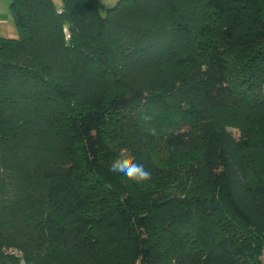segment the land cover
Wrapping results in <instances>:
<instances>
[{
	"label": "trees",
	"instance_id": "16d2710c",
	"mask_svg": "<svg viewBox=\"0 0 264 264\" xmlns=\"http://www.w3.org/2000/svg\"><path fill=\"white\" fill-rule=\"evenodd\" d=\"M9 2L0 264H264V0Z\"/></svg>",
	"mask_w": 264,
	"mask_h": 264
},
{
	"label": "clouds",
	"instance_id": "9594fccd",
	"mask_svg": "<svg viewBox=\"0 0 264 264\" xmlns=\"http://www.w3.org/2000/svg\"><path fill=\"white\" fill-rule=\"evenodd\" d=\"M145 118L150 117L145 116ZM109 171L113 174H122L127 181L138 185L152 179V174L142 164L136 163L134 157L127 150H121L117 157L110 162Z\"/></svg>",
	"mask_w": 264,
	"mask_h": 264
},
{
	"label": "crops",
	"instance_id": "0c3cea01",
	"mask_svg": "<svg viewBox=\"0 0 264 264\" xmlns=\"http://www.w3.org/2000/svg\"><path fill=\"white\" fill-rule=\"evenodd\" d=\"M115 3L117 0H109ZM9 0H0V34L7 37L18 35L17 27L9 9Z\"/></svg>",
	"mask_w": 264,
	"mask_h": 264
},
{
	"label": "rangeland",
	"instance_id": "374dc122",
	"mask_svg": "<svg viewBox=\"0 0 264 264\" xmlns=\"http://www.w3.org/2000/svg\"><path fill=\"white\" fill-rule=\"evenodd\" d=\"M100 3L102 5H104V6H113L114 5V3H112L109 0H100ZM170 114H171L170 112H166L165 116L167 118H170V117H172V115H170ZM231 131L236 137H238L239 134H240L239 131L236 128H231ZM163 156L166 158V160L168 162V164H167V168L168 169H178L179 164H181V162H180L181 159L180 158H177L174 153H172L170 151H167V150L163 151ZM127 184H128V188H129L130 191H135L136 192L135 188L132 186V184L130 182H128ZM7 188L9 189L10 186L8 185ZM137 191H138V189H137ZM262 260H263V263H264V253L262 255Z\"/></svg>",
	"mask_w": 264,
	"mask_h": 264
},
{
	"label": "built area",
	"instance_id": "2783aa9c",
	"mask_svg": "<svg viewBox=\"0 0 264 264\" xmlns=\"http://www.w3.org/2000/svg\"><path fill=\"white\" fill-rule=\"evenodd\" d=\"M4 252L6 254H11L15 257V264H28L26 261V258L24 256V253L15 247H11V248H5Z\"/></svg>",
	"mask_w": 264,
	"mask_h": 264
}]
</instances>
